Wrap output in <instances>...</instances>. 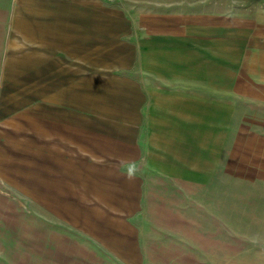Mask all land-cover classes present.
<instances>
[{
    "label": "rangeland",
    "instance_id": "rangeland-1",
    "mask_svg": "<svg viewBox=\"0 0 264 264\" xmlns=\"http://www.w3.org/2000/svg\"><path fill=\"white\" fill-rule=\"evenodd\" d=\"M0 264H264V0H0Z\"/></svg>",
    "mask_w": 264,
    "mask_h": 264
},
{
    "label": "crops",
    "instance_id": "crops-1",
    "mask_svg": "<svg viewBox=\"0 0 264 264\" xmlns=\"http://www.w3.org/2000/svg\"><path fill=\"white\" fill-rule=\"evenodd\" d=\"M182 152H183V151H182ZM180 153H181V152H180ZM187 154H188V153H187ZM181 155H183V154L181 153ZM185 158H186V159H188V158H189V157H188V155H185ZM165 168H167V169H168V167H165ZM180 175H181V176H183V171H182V172H180Z\"/></svg>",
    "mask_w": 264,
    "mask_h": 264
}]
</instances>
